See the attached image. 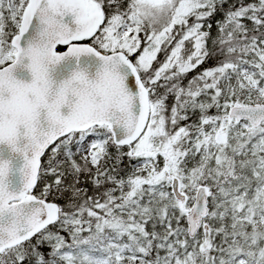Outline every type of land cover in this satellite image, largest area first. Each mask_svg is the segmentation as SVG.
<instances>
[{
	"label": "snow or ice",
	"instance_id": "6c2138e0",
	"mask_svg": "<svg viewBox=\"0 0 264 264\" xmlns=\"http://www.w3.org/2000/svg\"><path fill=\"white\" fill-rule=\"evenodd\" d=\"M0 264H264V0H0Z\"/></svg>",
	"mask_w": 264,
	"mask_h": 264
},
{
	"label": "trees",
	"instance_id": "16d2710c",
	"mask_svg": "<svg viewBox=\"0 0 264 264\" xmlns=\"http://www.w3.org/2000/svg\"><path fill=\"white\" fill-rule=\"evenodd\" d=\"M225 7H227V5H226ZM220 18H221V14H220V13H217V15H216L213 19H214V21H215V20H218V19H220ZM213 35H215V27L213 28ZM159 58H160L161 60H163V54H161ZM212 63H214V62H213V61H209L208 64L203 65L202 67L210 66ZM197 71H199V69H198ZM192 75H194V73H189V77H191ZM46 159H47V156H45L44 160L46 161ZM42 184H43V181H41V182L38 184V187H37V189H36L37 192L40 190V187H42ZM82 186L86 187V188L89 190V194H90V195L92 194L93 189H92L91 184L82 185ZM50 199H51V198H50ZM57 202L60 203V204H63V203H64V200H58ZM45 251H47V249H45Z\"/></svg>",
	"mask_w": 264,
	"mask_h": 264
},
{
	"label": "water",
	"instance_id": "95a60500",
	"mask_svg": "<svg viewBox=\"0 0 264 264\" xmlns=\"http://www.w3.org/2000/svg\"><path fill=\"white\" fill-rule=\"evenodd\" d=\"M62 50V49H61Z\"/></svg>",
	"mask_w": 264,
	"mask_h": 264
}]
</instances>
